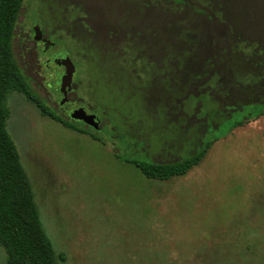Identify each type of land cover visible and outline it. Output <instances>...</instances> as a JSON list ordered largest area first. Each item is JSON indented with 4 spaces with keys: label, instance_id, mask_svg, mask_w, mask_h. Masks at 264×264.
<instances>
[{
    "label": "rangeland",
    "instance_id": "1",
    "mask_svg": "<svg viewBox=\"0 0 264 264\" xmlns=\"http://www.w3.org/2000/svg\"><path fill=\"white\" fill-rule=\"evenodd\" d=\"M136 1L148 0H24L17 19L13 55L32 92L55 115L88 134L43 117L20 95L7 101L6 130L29 179L42 229L55 256L65 257L58 264H264V116L254 120L262 109L264 87L252 93L241 92L240 87L231 90L230 80L221 74L227 79L223 86L230 89V95L225 90L219 95L226 105L216 111L214 101H208L209 111L198 114L201 122H208L207 130L199 134L201 141H217L186 176L151 182L126 163L130 156L145 152L154 163L188 156L182 151L187 138L174 135L171 123H164L163 107L167 105L169 119L176 120L175 106L181 104L175 89L169 90L171 81L144 62L137 65L140 79L134 75L141 87L130 81V73L113 72L119 60L110 56L114 52L107 38L110 31L128 32L129 43L143 54L153 49L147 41L151 32L171 51L183 43L169 39L170 32H178L182 14L166 13L170 10L162 0L145 8L134 5ZM263 11L258 8L257 22L264 23ZM61 15L67 16L66 31L60 30ZM35 17L46 21L43 27L51 42L73 61L75 88L67 99L99 119L97 133L75 123L62 108L58 86L62 72L55 66L44 69L45 58L37 53L40 47L35 49L31 41ZM80 34L89 37L91 47L82 50ZM193 71L192 66L184 67L179 74ZM256 83L262 84L260 78ZM197 91L187 94L200 96ZM210 96L221 105L217 94ZM188 99L191 111L195 99ZM230 102L245 106L238 109ZM247 119L246 126L233 128ZM142 149L145 152H139ZM0 264H6L1 245Z\"/></svg>",
    "mask_w": 264,
    "mask_h": 264
},
{
    "label": "trees",
    "instance_id": "2",
    "mask_svg": "<svg viewBox=\"0 0 264 264\" xmlns=\"http://www.w3.org/2000/svg\"><path fill=\"white\" fill-rule=\"evenodd\" d=\"M158 1L148 0L145 3L136 1L134 5L142 8L154 7ZM162 1L170 10L166 13L182 14L178 21V32H170L169 39L178 38L183 43H178L176 50L171 51L168 45L161 46L158 43L156 32H151L147 41L152 46V51L143 54L139 48L133 47L130 43L131 49L127 50L125 56L123 51H120L121 57L114 52L110 56L115 57L119 62L128 61L126 69L117 67V64L113 63L115 66L113 72L120 71V75L130 73L133 76L130 77V81H135L140 87L142 84L136 79H140L137 74L141 70L137 68V65L144 62L149 67L158 68L163 73L162 77L171 81L169 90L174 88V92L179 95L178 102L181 101V104L175 106L176 108L179 106L177 113H174L176 120L172 117L169 119L168 114L170 116L172 114L169 113L167 105L163 107V118L166 125L167 122L171 123L170 128L173 129L174 135L187 138L185 147L181 150L188 156L170 163H154L147 160V153L142 149L139 152H145V154H134L130 156V159H126V163L136 168L146 180L166 183L175 178L184 177L198 167L217 141H201V129L204 133L208 122H201L198 114L201 110L209 111L206 106L208 101H214L216 109H213L216 111L226 105L219 96L224 90L227 95H230V89L223 86L224 80L227 81L223 76L230 80L231 90L237 91L239 87L241 92L246 93H252L258 87L259 90H263L264 23L261 20L257 22V12L258 8H264V0L260 2L257 0L258 3L256 0ZM23 2L24 0H0V245L6 253V264H58L64 263L65 257L64 255L55 256L50 240L42 229L29 179L6 130L9 119L7 101L14 94L20 95L34 104L43 117L62 124L72 132L88 134L51 112L32 92L29 80L15 61L12 41ZM262 18H264V11ZM259 27L262 28V32L259 31ZM157 52L160 56L155 55ZM101 58L107 60L108 55H102ZM190 66L196 71L181 77L180 69ZM134 75L137 76L135 80ZM239 78L244 81V86L239 84ZM257 78H260L263 85L256 83ZM190 89L199 90L197 94L200 96L187 94ZM211 94L218 95L221 105L210 96ZM188 97L195 99L194 103H190L191 111L186 104L189 101ZM230 103L228 105L235 108L238 106V109L245 106L241 102ZM190 115L192 118H189ZM263 116L264 98L262 109L256 114L254 120ZM249 120L237 122L233 128L244 127ZM179 127L183 129L178 132ZM90 137L97 140L94 136ZM171 141L172 146L175 147V138Z\"/></svg>",
    "mask_w": 264,
    "mask_h": 264
},
{
    "label": "flooded vegetation",
    "instance_id": "3",
    "mask_svg": "<svg viewBox=\"0 0 264 264\" xmlns=\"http://www.w3.org/2000/svg\"><path fill=\"white\" fill-rule=\"evenodd\" d=\"M45 24H46V21L39 20L37 17H35L32 21V25L30 27V29H31L30 30L31 41L34 43L35 49L37 46L40 47V49L37 50V53H39L41 57L45 58V61L42 62V67L46 70H50L52 67L55 66L57 69H59L62 72V76L58 79V86H59L60 97H61L60 103H61L62 108L65 110V112H67L69 114L70 119L71 118L74 119L75 123H80V125H83L86 129L90 128L94 132L97 133L99 131V125H100L99 119L95 115L87 114L83 108L75 107L74 103L67 99L68 94L71 93L75 88L74 79H75V74H76V69L73 66L74 65L73 61L69 58L68 55L67 56H68L72 66L74 68V73H73V76L71 78V81L65 85L64 95L61 94L60 80H61V78H63L66 75V68H64L62 66L61 62H58V58L56 57V54H53V52L55 50H62V51H64V50L57 45L58 43L54 44L53 42H51L49 35H48L49 30L44 28V27H46ZM67 25H68L67 16L61 15V18H60L61 28H60V30L66 31ZM109 30H112V29H109ZM50 36H52V35H50ZM130 36L131 35H129L128 32H126V31L123 32L122 30H120L118 32L110 31L108 33L107 38H108V41L110 42V49L113 48L114 53H117L118 57H121L120 51H123L124 56H125V54L127 53V50L130 49L129 45H131V44L129 43V41H131V39H132V38H130ZM78 37H79L78 38L79 39V45L82 48V50H84L87 47V45L91 47L92 42L90 41L88 36H84V35L80 34ZM120 37H123V46L122 47L119 44V41L122 40V38L120 39ZM27 42H30L29 38H28ZM116 42H118V43H116ZM101 48L107 49V46H104ZM104 51H108V50H104ZM121 62H118L117 65L120 63L119 64L120 67L126 69L128 61L123 60ZM92 116H94V117H92Z\"/></svg>",
    "mask_w": 264,
    "mask_h": 264
},
{
    "label": "water",
    "instance_id": "4",
    "mask_svg": "<svg viewBox=\"0 0 264 264\" xmlns=\"http://www.w3.org/2000/svg\"><path fill=\"white\" fill-rule=\"evenodd\" d=\"M53 54H56L58 62H61L62 66L66 68V75L60 80L61 94L64 95L65 85L71 81L74 73V68L67 56V54L62 50H55Z\"/></svg>",
    "mask_w": 264,
    "mask_h": 264
}]
</instances>
